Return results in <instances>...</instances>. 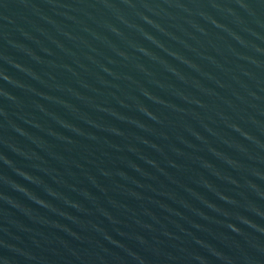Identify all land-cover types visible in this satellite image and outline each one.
<instances>
[{"label": "water", "instance_id": "water-1", "mask_svg": "<svg viewBox=\"0 0 264 264\" xmlns=\"http://www.w3.org/2000/svg\"><path fill=\"white\" fill-rule=\"evenodd\" d=\"M0 264H264V0H0Z\"/></svg>", "mask_w": 264, "mask_h": 264}]
</instances>
